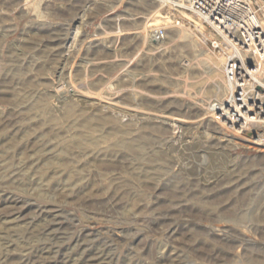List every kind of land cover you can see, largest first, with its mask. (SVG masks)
<instances>
[{"label":"rangeland","instance_id":"374dc122","mask_svg":"<svg viewBox=\"0 0 264 264\" xmlns=\"http://www.w3.org/2000/svg\"><path fill=\"white\" fill-rule=\"evenodd\" d=\"M137 1L103 9L104 0H0V264H264V153L215 144L207 120L174 127L128 115L143 108L192 120L225 86L194 57L206 51L223 66L224 55L188 25L150 29L189 28L195 46L107 33L115 16L154 0ZM104 107L121 109L117 122L80 133ZM212 123L235 134L221 117ZM117 137H139L142 148L102 150Z\"/></svg>","mask_w":264,"mask_h":264},{"label":"bare ground","instance_id":"6f19581e","mask_svg":"<svg viewBox=\"0 0 264 264\" xmlns=\"http://www.w3.org/2000/svg\"><path fill=\"white\" fill-rule=\"evenodd\" d=\"M18 1V0H17ZM123 0H104L103 2V5L102 3L100 5L103 6V9H104V6L111 9L113 8V6L117 3H121ZM136 1V0H135ZM101 2V1H100ZM105 2L107 4H105ZM127 2V1H126ZM131 2V1H130ZM134 2V1H132ZM130 3V5H133V3ZM139 2V0L137 1ZM17 4V3H16ZM34 4V3H33ZM36 4V3H35ZM34 4V5H35ZM30 5V4H29ZM38 6V5H36ZM5 7V6H4ZM22 7V6H21ZM142 7V6H141ZM261 9L264 7V2H262V6H260ZM28 8V7H27ZM130 8V7H129ZM133 8V7H132ZM7 9V8H6ZM115 20H113V26H112V29L110 31H108L107 33H111V34H116V33H121V34H127V33H133L136 34L137 38L142 42H144V40L146 39V42H158L160 43L161 45L164 43V42H168L174 38H176L175 40H188V39H191V41L193 42V46H195V41L192 39L193 38V35L191 33V31L189 30V28H179L173 32H167V35L164 37L163 40H160V41H154L152 38H151V31L154 29V28H151L150 29V26L152 24H157L159 23L160 21H163V18L161 16V12H160V6L159 4L156 2V1H151L149 3V5L143 9V10H135V11H132V10H127L125 11L124 13L122 14H119L118 16H115ZM143 19V21H140V22H137L136 20L137 19ZM118 20H132L133 23H132V27L131 28H125V27H121L120 25L118 26V24H116V22H118ZM114 21H115V24H114ZM260 21H261V24L262 26L264 27V14L262 16V18H260ZM169 22V21H168ZM170 28V27H169ZM99 29V27H98ZM130 31H126V30H129ZM132 29V31H131ZM102 30V29H101ZM77 33V32H76ZM101 32L95 34V35H99ZM103 33H104V30H103ZM76 35V34H75ZM120 35V34H119ZM106 36V34L104 35ZM103 36V37H104ZM114 36V35H113ZM118 36V35H117ZM135 36V37H136ZM76 37V36H74ZM101 36H97V39L99 38H103ZM95 39V38H94ZM84 40V39H83ZM82 40V41H83ZM91 40V39H90ZM80 41V40H79ZM81 41V42H82ZM74 42V41H73ZM80 42V43H81ZM74 44V43H73ZM76 44V43H75ZM79 44V43H78ZM77 44V45H78ZM81 45V44H79ZM75 47H77L76 45H74ZM149 48L148 50H151L152 47L150 44H149ZM180 48V47H179ZM181 49V48H180ZM197 52V50H196ZM195 56H201L197 62L201 61L203 62L204 64L207 65V60H209L211 62V64H208L207 65V70L208 72H213L214 69H217L216 71L217 72H213V76L217 74V76L219 75H222V74H219L218 73V69H222V62L223 60L222 57L220 58V60H217L212 56L210 55L209 52H206V51H199ZM195 61V60H194ZM108 62V61H107ZM195 64V63H194ZM257 67L259 68V70H263L264 69V58L260 61H257L256 63ZM264 73V72H262ZM192 74H195V72H192ZM209 74V73H208ZM263 76V75H262ZM261 76V72H257L256 74V79L259 80L258 83H256V87L257 89L253 92H247L245 96L243 97H239V94L237 93V90L236 89V86H239L238 84L235 85V86H232L231 88H227L226 86H221L219 85V92L216 94V99L214 100L215 102H210L209 105L207 107H203L202 106H198L196 111L193 113V117L194 119L190 120L188 119V115L186 114H181V113H178V114H175L173 112H165V111H160V112H153V111H149V110H144L143 108H140L141 110H136L135 109V113H128L129 116H134V118H131L132 119H137V122L138 121H142V120H146V119H153V121H156L155 118H160V119H165L164 121H167V122H170V124L172 126H174L175 124L179 125L180 123L182 124L183 122H187V123H191V124H195L198 128V126L201 125V122H203V120H207L208 121V126L211 125V128H212V140L215 141V144H219V143H222V142H226V144H231L233 147L234 146H244V147H247L249 149H252V150H257L259 152H261L262 154L264 153V77ZM262 77V78H261ZM161 83H164L163 81H161ZM223 85V84H222ZM110 86V85H108ZM108 88V87H107ZM169 88V86H168ZM166 88L165 90H163L162 92H168V91H176V89H168ZM178 90V89H177ZM80 92V91H79ZM100 92V91H99ZM174 93V92H173ZM79 94V93H78ZM82 94V93H81ZM226 94H228L229 96L226 97ZM54 97V96H53ZM108 99V97H107ZM112 99V98H111ZM72 100V99H71ZM88 100V99H87ZM213 101V99H212ZM113 102V101H112ZM71 103V102H70ZM114 103V102H113ZM90 105H94L95 102H90L89 103ZM110 104V103H109ZM117 105V103H114ZM69 106V105H68ZM67 106V107H68ZM129 106V105H128ZM92 107V106H91ZM133 107V106H131ZM109 107H104L102 110L104 111V109H108ZM135 108V107H134ZM138 108V107H137ZM67 110L69 109L66 108ZM70 109H73V108H70ZM97 109V108H96ZM123 109V108H122ZM139 109V108H138ZM143 109V110H142ZM109 110H112L113 114H110L109 112H106V111H100L99 114L97 115H89L87 117L84 118V123L85 125H89L88 127H92L91 129L92 130H89V131H81L80 133H85L89 136H93L96 135L95 134V131H97L98 128H96V130H94L95 127H98L100 126L103 122H105V120L107 119V117L111 118L112 120H114L113 118H116V116L114 115L115 113L116 114H119L120 110L118 112H116V110L114 111V109L112 108H109ZM129 110H134V109H129ZM126 111V110H124ZM70 115L73 114L72 111H70ZM111 112V111H110ZM129 112V111H128ZM218 112V114L216 115V113ZM75 113V111H74ZM67 115V114H66ZM121 116V114H119ZM125 115V114H124ZM127 115V113H126ZM115 116V117H114ZM215 117L217 118H220L222 119L223 123H229L235 130V134H228V133H225L222 129L218 128V126H216V124L214 125L212 123V119ZM69 116H67L68 118ZM124 116H122L123 118ZM263 117V119H262ZM130 118V117H129ZM125 119V118H124ZM127 119V118H126ZM125 119V120H126ZM155 119V120H154ZM117 120V119H115ZM114 120V121H115ZM129 120V119H128ZM112 122L113 125H115L117 121L115 122ZM127 122V121H126ZM157 122V121H156ZM204 123V122H203ZM82 125V124H81ZM83 125V126H85ZM118 125V124H117ZM178 125L176 127H178ZM194 125V126H195ZM140 126V124H139ZM169 126V125H168ZM203 126V125H202ZM200 126V128L202 127ZM101 127V126H100ZM175 127V126H174ZM193 127V126H192ZM86 128V127H85ZM89 128V129H90ZM117 128V127H116ZM83 130V129H82ZM88 130V128H87ZM117 130V129H116ZM76 134V133H75ZM202 134V133H201ZM205 135V134H204ZM208 135V134H207ZM78 136V135H76ZM75 136V138H76ZM82 138V137H81ZM84 138V137H83ZM207 138V137H206ZM87 137L84 139L86 140ZM90 139V138H89ZM87 139V140H89ZM86 140V141H87ZM97 140V138H96ZM100 140V138H99ZM106 140V139H105ZM90 141V140H89ZM80 142V140H79ZM91 142V141H90ZM96 142V141H95ZM102 142V141H101ZM104 142V141H103ZM102 142V143H103ZM107 142V141H106ZM207 142V141H205ZM64 143V142H63ZM97 143V142H96ZM198 143V142H197ZM201 143V142H200ZM88 144V142L86 143ZM85 144V145H86ZM108 144V142H107ZM210 144V143H209ZM97 145V144H96ZM201 145V144H200ZM208 145V144H207ZM68 146V145H67ZM206 146V144H205ZM209 146V145H208ZM211 146V145H210ZM209 146V148H211ZM65 147V145H64ZM84 147V146H83ZM104 147V146H103ZM116 147H120V148H123V149H126V150H137V151H140L141 148H142V145H141V142H140V139L139 137L138 138H126V137H117L114 141V145L113 146H110L109 147H105L104 150L106 153L111 150H113L114 148ZM82 148V147H81ZM114 151H117V150H114ZM139 153V152H138ZM68 155V154H67ZM70 155V154H69ZM261 155V154H260ZM255 159V158H254ZM257 159V158H256ZM65 160V159H64ZM99 161H103V159H98ZM263 160V165H264V157H262L260 159V161ZM259 161V160H258ZM259 161V162H260ZM252 162V161H251ZM255 162V160H254ZM258 164V163H256ZM44 165V164H43ZM66 165V164H65ZM261 166V165H260ZM47 167L44 166V168ZM68 167V166H67ZM42 168V167H41ZM46 169V168H45ZM264 169V168H263ZM262 169V170H263ZM42 170V169H40ZM259 170V169H258ZM260 170V171H262ZM55 171V170H54ZM70 171V170H69ZM259 171V172H260ZM56 173V172H55ZM54 173V174H55ZM68 174V173H67ZM69 175V174H68ZM75 175V174H74ZM49 176V175H48ZM50 178H53V176H49ZM73 177V176H72ZM145 177V182L146 183H152V179H153V173L150 174V173H146L144 175ZM261 178V185L259 186H263L264 185V173L261 174L259 176ZM49 178V179H50ZM263 183V185H262ZM254 184V183H253ZM123 186L120 184L119 186L117 185L115 187L116 190H119L120 188H122ZM252 188V187H251ZM264 189V188H263ZM82 193V192H81ZM141 194V193H139ZM80 196V195H79ZM140 196V195H139ZM78 197V196H77ZM264 202V201H263ZM200 203V201H199ZM209 204V203H208ZM212 204V203H211ZM263 204V203H262ZM202 205V204H201ZM206 205V204H205ZM193 206V205H192ZM200 205H198L197 207H199ZM195 207V206H194ZM264 208V206H263ZM262 209V208H261ZM212 210V209H211ZM263 210V209H262ZM264 211V210H263ZM206 212V211H205ZM211 212H214V211H211ZM206 214V213H205ZM216 214V213H215ZM197 215V214H196ZM199 215V214H198ZM207 216L210 215V213L207 212L206 214ZM214 215V214H212ZM211 215V216H212ZM219 216V215H217ZM196 217V216H195ZM199 217V216H198ZM204 217V216H203ZM202 217V218H203ZM213 217V216H212ZM201 219V216L199 217ZM218 218V217H217ZM196 219V218H195ZM205 219V217H204ZM203 224V223H202ZM108 226V225H107ZM206 228L208 229H214L213 226L209 224H205ZM106 227V226H105ZM110 227V226H109ZM113 228V227H112ZM116 228V227H115ZM120 228V227H119ZM109 229V228H108ZM115 230V229H114ZM262 230L263 227H262ZM264 232V231H263ZM114 233V232H112ZM118 233V232H116ZM116 235V234H115ZM118 237V236H117ZM261 255V254H260ZM257 257V256H256ZM252 258V257H251ZM254 258V257H253ZM256 259V258H255ZM257 261V260H256ZM255 261V262H256Z\"/></svg>","mask_w":264,"mask_h":264},{"label":"built area","instance_id":"2783aa9c","mask_svg":"<svg viewBox=\"0 0 264 264\" xmlns=\"http://www.w3.org/2000/svg\"><path fill=\"white\" fill-rule=\"evenodd\" d=\"M164 22L188 25L212 52L224 55L223 81L236 86L239 97L257 89V61L264 58V27L261 7L255 0H154ZM166 28L151 31L154 41L163 40Z\"/></svg>","mask_w":264,"mask_h":264}]
</instances>
